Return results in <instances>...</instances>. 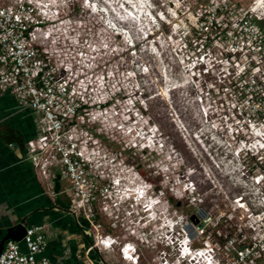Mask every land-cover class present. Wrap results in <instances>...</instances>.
Instances as JSON below:
<instances>
[{
	"label": "built area",
	"instance_id": "obj_1",
	"mask_svg": "<svg viewBox=\"0 0 264 264\" xmlns=\"http://www.w3.org/2000/svg\"><path fill=\"white\" fill-rule=\"evenodd\" d=\"M245 1L164 2L138 30L136 43L127 29L119 33L103 19L108 34L123 37L129 56L153 46V74L188 118L180 137L207 162V178L223 182V207L203 215L156 209L159 221L149 226L142 214H129L145 198V181L107 146L118 134L126 152L136 143L139 151L146 148L138 125L144 121L143 89L134 94L124 87L116 79L137 86L134 74L115 76L99 62L106 50L78 37V4L90 16L105 11L92 0H0V90L38 120L23 159L48 189L54 179L68 182L69 207L77 203L69 212L81 214L85 231L99 227L93 221L103 215L108 229L118 226L145 248H160L158 264H264V0ZM134 69L140 82L149 77L145 63ZM151 201L147 196L142 209L152 208ZM172 215L184 222L177 224ZM91 243L103 252L118 246L121 260L140 264L128 242L102 234ZM44 246L43 227H26L19 242L3 245L0 264H54L41 256Z\"/></svg>",
	"mask_w": 264,
	"mask_h": 264
},
{
	"label": "rangeland",
	"instance_id": "obj_2",
	"mask_svg": "<svg viewBox=\"0 0 264 264\" xmlns=\"http://www.w3.org/2000/svg\"><path fill=\"white\" fill-rule=\"evenodd\" d=\"M92 2L97 7H100L101 11H105L106 14L103 16L100 13L101 16L98 15V17L90 16L78 4V37L80 36L81 40L85 41L83 45L87 44L88 41H92L95 42V45L99 44L98 48L106 50L101 55L99 62L104 63L106 67L109 66L110 72L116 73L115 76L121 78L120 76L125 73L131 75V78H133L132 74H134L138 83L137 86L134 85L133 81L115 79L122 82L124 87L130 85L134 94H137L141 87L143 89L141 94L145 98L144 101L142 100L144 111H141L144 121L138 124H142L141 127L146 133V143L140 142L141 145L144 144L143 147H146L144 151H139V148L142 146H139L136 143V139L133 138V143L136 144L132 147L131 151L126 152L122 149L123 147L121 148L122 144L119 141L120 136L118 134H112L116 143L113 146L107 144L108 151L114 155L119 154V160L132 165L135 171L139 173L143 181H145L144 188L147 192L146 195H151L152 197V201L149 202V206L152 208L157 210L163 208H167L168 210L176 209L177 215H185L193 209L199 215H203L209 209L215 211L223 207L224 201L221 195L223 182L218 176L214 178L209 176V179L207 178L204 173L207 162H202L201 157L195 150L193 151L194 153H191L189 150L190 145H187V138L182 139L179 135L180 131L184 129L183 125L187 123L188 118L185 113L179 112L182 111L180 103H176L174 93L170 87L167 88V92L164 91L162 93L166 88L156 80L153 74L157 62L155 57L150 55L154 51L153 46L146 47V50L141 51V53L133 57L129 56L128 50L124 46L125 40H123V37L115 38L108 34L105 28L110 27L108 23L112 22L115 28H117V32L127 29L131 38H134V42L136 43L139 36L138 30L140 31L143 26L146 27L148 25H145L146 21H149L148 19L151 18L148 14L155 15L161 9L160 5L162 3L165 2L166 4L172 2V0H92ZM125 2L129 3L125 4ZM230 2L236 6H244L246 4L245 0H230ZM144 3H146L149 9L147 6H144ZM144 9L148 10V12ZM104 18H106L105 27L102 25ZM119 20L122 21L120 22ZM108 31L112 32L110 29ZM139 61L145 63V66L149 70V79L146 78L143 83L138 80L141 77L137 75V71L134 69L135 64H138ZM159 85L161 86V92L159 91ZM174 111L179 113L175 115L173 114ZM135 130L137 129L135 128ZM150 136L153 138H150ZM210 172L207 170L208 174ZM51 173L55 174L53 171ZM88 176L93 181L91 175L88 174ZM58 182L61 188L67 189L69 187L65 179H58ZM51 187H49L50 192ZM142 202L141 200L138 203V211L142 208ZM76 205L77 203L72 202L70 207L75 209ZM95 206L99 208V200ZM81 212L82 215L85 213L84 210ZM99 214L102 213L99 211ZM78 218H81V214H78ZM154 220L155 222H151L150 224H155L159 221L157 213ZM172 220L179 223L184 222L179 216L175 217L174 215H172ZM93 222H95L93 223L94 225L98 224L99 227L94 226L92 227L94 229L90 230V242L91 237L108 233L106 231H108L110 221L103 215H99V219H95ZM116 228V232L112 235H116L117 231H119L118 229H120L118 226ZM187 232L191 237L190 231L187 230ZM121 234L124 235L122 231ZM116 241H119L120 244L127 242L123 238L120 239V237L116 238ZM136 244L138 243L136 242ZM143 244L145 245V243ZM117 247L113 246V249L109 250L107 254L100 249L98 251L94 250L99 258L107 257L108 259H113L114 257L116 262L114 264H122L118 262L120 256ZM140 250L141 248L138 246L136 253L139 254V263L158 264L156 261L157 255L153 251L151 252L146 249L149 253H145L142 250L144 253L141 254ZM154 258L155 260L151 261ZM123 264L129 263L125 262Z\"/></svg>",
	"mask_w": 264,
	"mask_h": 264
},
{
	"label": "crops",
	"instance_id": "obj_3",
	"mask_svg": "<svg viewBox=\"0 0 264 264\" xmlns=\"http://www.w3.org/2000/svg\"><path fill=\"white\" fill-rule=\"evenodd\" d=\"M37 125L38 120L29 110L20 108L8 91L0 90V236L24 218L27 227H43L45 246L41 256L51 263H116L114 257L96 255L89 233L83 228L84 221L70 214L65 188L58 180H54L56 185L53 182L50 192L24 161L23 146L36 135ZM118 262L125 263L121 259Z\"/></svg>",
	"mask_w": 264,
	"mask_h": 264
},
{
	"label": "water",
	"instance_id": "obj_4",
	"mask_svg": "<svg viewBox=\"0 0 264 264\" xmlns=\"http://www.w3.org/2000/svg\"><path fill=\"white\" fill-rule=\"evenodd\" d=\"M54 180H57V179H54ZM54 184L56 185V182H54ZM26 227H27L26 222L24 221V218H22L15 225L7 228L4 234L0 236V252L3 248V245L7 241H13V242L20 241L24 235Z\"/></svg>",
	"mask_w": 264,
	"mask_h": 264
},
{
	"label": "flooded vegetation",
	"instance_id": "obj_5",
	"mask_svg": "<svg viewBox=\"0 0 264 264\" xmlns=\"http://www.w3.org/2000/svg\"><path fill=\"white\" fill-rule=\"evenodd\" d=\"M117 229V228H116ZM108 231H106V232H111L109 235H111L112 237H115V238H119L120 237V239L121 238H123V239H125L127 242H130L133 246H134V254H133V256H136V259H137V261H138V258H139V254L138 253H136L135 254V252L136 251H138V246L141 248V254H143L144 252L145 253H149V251H153L156 255L158 254V251H159V249L160 248H155V249H148V250H146L147 248H145L144 247V244H143V242H141V241H139V240H137L135 237H133V236H130V235H123V234H121V231L122 230H120V229H118L119 231H117V233H116V235H112V234H114L115 232H116V230H115V228L114 229H107ZM138 231H145V228H139L138 229ZM108 233H106V234H108ZM136 242L138 243V244H136ZM117 243H120L119 241L117 242ZM142 250L144 251V252H142ZM157 258V257H156ZM155 259V258H154Z\"/></svg>",
	"mask_w": 264,
	"mask_h": 264
},
{
	"label": "bare ground",
	"instance_id": "obj_6",
	"mask_svg": "<svg viewBox=\"0 0 264 264\" xmlns=\"http://www.w3.org/2000/svg\"><path fill=\"white\" fill-rule=\"evenodd\" d=\"M135 2V1H134ZM123 3V2H122ZM127 2H125V4H126ZM129 3V2H128ZM127 3V4H128ZM140 4V3H139ZM139 6V5H138ZM137 9V8H136ZM142 9V8H141ZM138 10V9H137ZM144 10H146V9H144ZM147 12H148V10H146ZM146 12V13H147ZM142 13V12H141ZM144 13V12H143ZM149 15V14H148ZM130 16V15H129ZM134 17V16H133ZM138 19V18H137ZM141 19V18H140ZM136 21V20H135ZM140 21V20H139ZM143 22V21H142ZM145 22V21H144ZM149 25L150 24V21H146V23H145V25ZM145 27V26H144ZM144 30H145V28H144ZM164 91H162V93H163ZM167 92V91H166ZM163 95V94H162ZM144 196H145V194H144ZM142 204L144 203V200L142 199ZM154 206V205H153ZM138 206H136L134 209H132L130 212H129V214L131 213V214H134L135 212L137 213V214H142V217L143 218H145L146 220H147V224L146 225H149V226H151L152 224H150L151 222H155V220H154V218L156 217V213L157 212H154L156 209L155 208H147V207H143V209L141 208V210H139L138 211V208H137ZM144 210H146V214H144ZM158 214V213H157ZM154 216V218H152ZM141 217V216H140ZM159 220V219H158ZM136 223L138 224V225H140L141 223H142V221H139V220H137L136 221ZM127 263H129V264H132L131 263V260H130V258H128L127 259V261H126Z\"/></svg>",
	"mask_w": 264,
	"mask_h": 264
},
{
	"label": "clouds",
	"instance_id": "obj_7",
	"mask_svg": "<svg viewBox=\"0 0 264 264\" xmlns=\"http://www.w3.org/2000/svg\"><path fill=\"white\" fill-rule=\"evenodd\" d=\"M146 190H145V198L143 199L144 200V203L143 204H145L146 203V198H147V196L148 195H146ZM177 224H179V222L177 221ZM128 243H130V242H128ZM130 245H132L131 243H130ZM131 254L133 255L134 254V246L132 245V252H131Z\"/></svg>",
	"mask_w": 264,
	"mask_h": 264
}]
</instances>
